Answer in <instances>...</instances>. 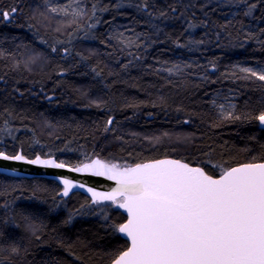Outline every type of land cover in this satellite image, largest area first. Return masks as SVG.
Here are the masks:
<instances>
[{
  "label": "trees",
  "instance_id": "obj_1",
  "mask_svg": "<svg viewBox=\"0 0 264 264\" xmlns=\"http://www.w3.org/2000/svg\"><path fill=\"white\" fill-rule=\"evenodd\" d=\"M50 1L0 0V152L73 167L171 157L217 177L264 162L247 118L264 111V81L240 71L264 67V0H81L79 17ZM222 97L240 120L220 115ZM62 190L0 174V264H111L129 247L120 208Z\"/></svg>",
  "mask_w": 264,
  "mask_h": 264
},
{
  "label": "snow or ice",
  "instance_id": "obj_2",
  "mask_svg": "<svg viewBox=\"0 0 264 264\" xmlns=\"http://www.w3.org/2000/svg\"><path fill=\"white\" fill-rule=\"evenodd\" d=\"M227 2L243 3L244 0ZM253 8L255 5L244 15H250ZM49 10L57 11L54 7ZM11 12L14 14L16 9ZM147 14L152 16V13ZM0 15L7 20L10 13L5 11ZM230 23L232 21H227L224 26ZM155 27L159 31V27ZM123 35L119 33L120 37ZM140 35L130 43L147 47L137 43ZM120 43L123 44V40ZM174 68L181 70L180 65ZM240 71L264 81V72L257 73L250 68ZM219 108L224 119H241L234 114V105L220 104ZM247 118L258 120L264 126V111ZM0 159L65 167L62 162L39 157L27 160L20 154L10 157L0 152ZM68 170L86 171L116 182L117 187L110 193L88 189L94 201H112L127 213L126 222L114 228L128 238L130 246L113 264H264V162L227 166L218 177L200 166L176 159L137 164L123 170L95 159L83 167ZM62 182L63 196H68L74 187H80L68 179Z\"/></svg>",
  "mask_w": 264,
  "mask_h": 264
},
{
  "label": "water",
  "instance_id": "obj_3",
  "mask_svg": "<svg viewBox=\"0 0 264 264\" xmlns=\"http://www.w3.org/2000/svg\"><path fill=\"white\" fill-rule=\"evenodd\" d=\"M7 20H9V19H7ZM259 127L264 129V126H261L260 123H259ZM2 153H4V152H2ZM4 154L8 155L10 157L12 156V155H9L7 153H4ZM18 154L23 155L22 152H19ZM24 157L27 160H34L37 157H39L41 160H53L57 163H60L59 161H57L53 157L44 158L41 156H37L34 159L27 158L26 156H24ZM95 159H99V158H94L93 160H95ZM164 159H176V158L165 157V158H160V159H156V160H152V161H147V162H144L143 164L154 163L157 160H164ZM100 160L103 161L104 163L112 164V163H108L102 159H100ZM176 160H181V159H176ZM181 161L186 162L183 160H181ZM91 162L92 161H89V162H86L84 164L91 163ZM84 164H82L78 167H83ZM139 164H142V163H139ZM136 165L129 166V167H120L117 165V167L120 170H123L125 168L135 167ZM190 165H192V164H190ZM240 165H242V164H240ZM193 166H195V165H193ZM237 166H239V165H237ZM69 168L75 169L76 167L65 164L64 168H53V167H45V166H42L39 164L25 163L24 161H17L14 159H9V160L0 159V174H2V175H6V176H9L12 178L52 179V180L57 181L63 187V190H64V184L62 181L64 179H68V180L72 181L73 184L80 185V187H74L69 192L68 196H63L62 195L63 190H62L60 197L66 199V198L70 197L73 193L78 192V193H82L85 196L89 197L93 204H97V203L103 204V203H107V202H112L109 200L94 201L92 194H91V192L88 191V189L91 188L93 191L100 192V193H110L111 191H113L117 187L115 181L108 180L106 177H103V176H93L89 172H86V171L85 172L69 171L68 170ZM119 198L120 197H118V199ZM120 210L126 215V220H127V213L123 209H120ZM120 235L123 239H125L129 243V246H130V241L128 240V238L126 236H124V234H122V233H120ZM113 262L111 264H113Z\"/></svg>",
  "mask_w": 264,
  "mask_h": 264
},
{
  "label": "rangeland",
  "instance_id": "obj_4",
  "mask_svg": "<svg viewBox=\"0 0 264 264\" xmlns=\"http://www.w3.org/2000/svg\"><path fill=\"white\" fill-rule=\"evenodd\" d=\"M49 7L50 8L54 7L57 9V11L54 13L60 14V15H65V16L79 17L84 13V5H83L81 0H57V1L52 0L49 3ZM81 9L83 10L82 13L80 12ZM77 13H79V14H77ZM53 22L54 21H52V23ZM123 33H124L123 37H120L121 40H123L124 44H129L128 42L131 40L129 37V33H127V32H123ZM39 60L42 61L41 58H39L38 61ZM246 68H250L257 73L264 72V67H260V66H251V67H246ZM231 99H232V97H222V98H220L219 103L224 104L226 107L228 105H234L233 102H231ZM219 110L221 111L220 108H219Z\"/></svg>",
  "mask_w": 264,
  "mask_h": 264
},
{
  "label": "bare ground",
  "instance_id": "obj_5",
  "mask_svg": "<svg viewBox=\"0 0 264 264\" xmlns=\"http://www.w3.org/2000/svg\"><path fill=\"white\" fill-rule=\"evenodd\" d=\"M32 179V178H31Z\"/></svg>",
  "mask_w": 264,
  "mask_h": 264
}]
</instances>
